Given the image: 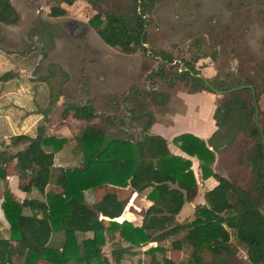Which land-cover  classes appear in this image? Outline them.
<instances>
[{
  "label": "trees",
  "instance_id": "16d2710c",
  "mask_svg": "<svg viewBox=\"0 0 264 264\" xmlns=\"http://www.w3.org/2000/svg\"><path fill=\"white\" fill-rule=\"evenodd\" d=\"M104 1L89 0L96 8ZM126 1L127 7L118 4L108 12L99 10L89 23L109 47L124 54H134L139 49L146 51L147 16L155 0ZM75 2L53 0L49 16L65 17ZM20 21L21 15L12 0H0V23L15 26ZM160 55L163 64L174 62L169 54ZM188 68L194 74L183 71L176 78H188L192 91L205 90L222 96L215 114L218 130L214 139L227 124L234 122L250 139L252 150L246 161L252 172L249 184L241 186L215 173L212 168L215 153L202 139L191 134L176 137L174 144L201 162L203 179L213 177L218 182L206 193V204L196 207L195 220L178 224L176 217L185 202L193 201L198 182L191 160L165 150L162 154L152 150L148 131L153 124V113L147 108L137 116L138 120L146 119L140 140L131 136L119 139L108 136L103 127L90 125L98 117L92 106L71 104L65 116L72 115L75 120L88 124L76 136L82 154L79 167L54 169L55 155L70 139L57 135L41 137L40 127L34 138L20 135L12 139L14 144L28 143L16 154H7L0 148V180L7 177L8 166L13 163L21 191L28 195L37 190L44 198L42 201L26 195L14 199L8 191L4 192L1 208L9 224V239H0V264H13L14 258L22 259V264H37L42 259L52 264H110L103 248L116 233L129 246L112 251L115 263L126 253L149 243L170 241L169 247L179 250L185 241L196 254L209 249L215 257L213 264H224L222 252L234 236L245 247L250 264H264V112L259 107L258 87L251 81L228 88L216 86ZM156 75L166 79L163 67ZM0 78L8 81L10 74ZM152 96L153 102L160 104L159 93L154 92ZM167 101L168 95H165L161 104ZM110 125L107 120L106 127ZM51 184L62 187V191L46 190ZM105 186L130 188L138 193L151 189L147 199L153 204L145 212L141 227L127 220L115 221L123 215L127 200L114 193H104L93 206L86 203V191ZM56 232L64 233V242L58 248L50 244ZM181 233L183 237L177 238ZM79 235L85 238L80 241ZM12 241L20 245L12 247ZM165 263L174 264L168 259Z\"/></svg>",
  "mask_w": 264,
  "mask_h": 264
},
{
  "label": "rangeland",
  "instance_id": "374dc122",
  "mask_svg": "<svg viewBox=\"0 0 264 264\" xmlns=\"http://www.w3.org/2000/svg\"><path fill=\"white\" fill-rule=\"evenodd\" d=\"M12 3L21 21L15 26L0 23V51L9 59L0 62V76L11 70L10 78L18 76L23 81L19 86L24 102L20 104L46 105V132L62 130L60 137L70 138L63 153L72 158L69 168L82 164L76 136L88 124L65 116L68 106L88 104L98 116L90 125L103 127L110 137L140 140L146 119L138 120V115L159 106L165 95L170 99L179 90L192 91L188 78H176L182 73L180 68L190 67L199 73L196 76L226 88L251 81L258 87L259 107L264 112V0H155L147 16V50L134 54L109 47L89 23L99 10L108 12L118 4L127 7L126 0H105L98 8L89 0H76L67 15L59 18L49 16L53 0ZM160 53L169 54L174 62L163 64ZM161 67L165 80L156 75ZM169 82H175L174 86ZM28 88H36L35 98ZM154 92L159 93L160 104L153 102ZM218 119L222 124V118ZM9 134L0 140L7 154H16L28 144H14ZM212 143L219 151L216 170L247 186L252 176L246 164L252 150L247 134L234 122ZM8 168L13 171V163ZM55 187L51 184L48 190ZM118 192L129 201L130 191ZM78 238L82 241L85 236ZM115 239L103 248L106 254L109 248L121 246ZM15 264H22V259L15 258Z\"/></svg>",
  "mask_w": 264,
  "mask_h": 264
},
{
  "label": "crops",
  "instance_id": "0c3cea01",
  "mask_svg": "<svg viewBox=\"0 0 264 264\" xmlns=\"http://www.w3.org/2000/svg\"><path fill=\"white\" fill-rule=\"evenodd\" d=\"M6 60L8 61L9 59L4 55H1L0 51V62H5ZM8 72H11V70H7L5 73ZM20 78L22 79L23 76H20ZM22 82L23 81L20 80L18 76L12 77L8 81H3L0 78V140L7 138V134L9 133H11L9 135H11L10 138L12 139L15 136L20 135H26L34 138L39 134V128L37 130V127L41 128V137L51 135H57L60 137L63 135L62 130L56 131L55 134H49V130L46 132L45 128L48 126V124L44 121L46 115V105H37L35 101L28 102L27 106L19 103L21 100L24 102V99L21 96L22 90L19 86ZM35 90L36 88H31V90L28 88V92H32L34 98V92H36ZM153 90H156V88ZM9 99H11L13 103L10 104ZM218 99L219 97L217 94L205 90H179L175 94H170V99H168L165 104H160L159 106L155 105L157 107H153L151 109L148 108L149 111L153 113L154 117L153 124L148 131V135L152 139L151 148L154 153L159 154L161 152L162 154L165 150L168 154L173 156H180L191 160L192 170L197 178L198 184L195 191V197L193 201L185 202L182 210L176 217L178 224L191 223L195 220L196 207L206 204V193L216 187L218 182L213 177L203 179L202 171L200 169L201 162L196 157H190L181 151L173 141L176 137L183 134H191L205 141L209 147L212 146L210 149L215 153V162L212 166L213 171L215 173H219L216 170V164L219 161V158H217V152L219 151L214 148L212 143L214 135L218 130L217 121L215 119ZM19 145H21V143H19ZM66 146L61 152L55 155L54 169L69 168L68 164L72 162V158L63 154ZM25 147H23V149ZM11 171L12 170L8 168L6 179L0 183V206L1 202H3V195L5 191H8L14 199L24 198L27 195L20 189L19 177ZM56 187L55 189L53 188L56 192L62 191V187ZM48 189L49 186L46 190ZM118 190L127 192L130 191L131 197L129 201H127L123 215L115 221L121 223L127 220L135 227H141L145 212L153 204L152 201L147 199V194L150 193L151 189L138 193L132 191L130 188L122 189L116 186H105L86 191L85 200L89 206H93L106 192L114 193L119 197ZM36 192L38 191L33 190L27 196H29V198L39 199L37 198ZM119 198L122 199L121 197ZM39 200L43 201L44 198L41 197ZM8 228L9 224L5 218L2 208L0 207V239H9ZM183 235L184 233H181L177 238H182ZM115 237L116 239L114 242L120 241L119 243H121L122 247L129 246L128 243L120 240L118 233H116ZM63 239V232L53 233L50 244L52 245V243L56 240H59L57 245L55 244V247H61ZM112 243L113 242L110 244L112 245ZM182 244L181 249L175 250L169 247L170 241L149 243L138 249L130 251V253H126L119 263H115L112 254V251L116 249L117 246L109 248L108 254H106L104 250L103 252L108 258L110 264H166V259L170 260L174 264H213L215 257L209 249L205 248L196 254L194 249L188 243L183 241ZM19 245L20 242H11L12 247H17ZM222 255L226 261L224 264H250L245 247L240 245L234 236L231 237L230 244L228 245V248L222 252ZM13 264H15V258ZM37 264L52 263L42 259Z\"/></svg>",
  "mask_w": 264,
  "mask_h": 264
},
{
  "label": "water",
  "instance_id": "95a60500",
  "mask_svg": "<svg viewBox=\"0 0 264 264\" xmlns=\"http://www.w3.org/2000/svg\"><path fill=\"white\" fill-rule=\"evenodd\" d=\"M179 71H180V72H183V71H189V70H185L184 68H180ZM198 77H202V76L199 75ZM232 91H234V90H230L229 92H232ZM253 92L255 93L254 90H253ZM221 94H222V93H221ZM256 112L258 113V109H256ZM263 143H264V138H263Z\"/></svg>",
  "mask_w": 264,
  "mask_h": 264
}]
</instances>
